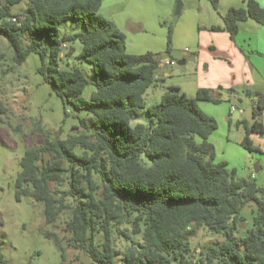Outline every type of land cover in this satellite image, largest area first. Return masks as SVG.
I'll return each mask as SVG.
<instances>
[{
    "label": "trees",
    "instance_id": "obj_1",
    "mask_svg": "<svg viewBox=\"0 0 264 264\" xmlns=\"http://www.w3.org/2000/svg\"><path fill=\"white\" fill-rule=\"evenodd\" d=\"M211 1L217 8L218 0ZM244 1L246 7H231L223 16L232 39L239 21L251 18L264 25V7ZM102 3L0 0V38L13 50V66L38 54V72L61 98L65 117L69 106L87 113L73 126L82 127V133L63 138L48 132L42 145L25 151L16 199L41 203L47 223L65 216V237L40 230L59 249L60 264H66L69 249L80 251L90 264H264V186L237 177L226 162H215L209 137L217 121L198 105L200 100L221 103L222 96L206 88L195 97L168 89L148 106L145 95L158 79L163 54L128 53L125 34L100 14ZM70 19L84 31L61 35L60 24ZM163 24L168 28L164 53L170 56L174 24ZM75 41L82 44L78 57L93 67L90 77L79 67H62V59L75 52ZM5 57L0 53V65ZM89 85L95 89L85 98ZM244 92L255 104L253 121L238 122L245 128L241 145L262 152L251 134L264 135V90ZM142 110L148 124L133 123ZM5 111L0 100V118ZM252 203L251 226L237 236L246 220L243 210ZM201 229L224 239L196 256L192 238ZM0 264H11L1 251Z\"/></svg>",
    "mask_w": 264,
    "mask_h": 264
},
{
    "label": "rangeland",
    "instance_id": "obj_2",
    "mask_svg": "<svg viewBox=\"0 0 264 264\" xmlns=\"http://www.w3.org/2000/svg\"><path fill=\"white\" fill-rule=\"evenodd\" d=\"M161 1L172 3L171 8H160L162 19L170 23L174 20L172 14L177 0ZM181 1L193 3L196 0ZM22 8L23 4L14 7L13 10L17 12ZM59 30L61 35L73 34L84 31V25L78 20L70 19L61 23ZM159 31L160 28L156 27L153 33L155 40L159 37ZM24 42L26 43L27 39H24ZM72 45L75 47V52L62 59V67H79L87 77H90L93 73L92 65L78 57L82 48L81 42L75 41ZM155 47H158V44H155ZM186 48L188 51H185ZM194 50L192 45L187 43L177 48L173 47L172 43L170 56L164 53V49L161 51L163 59L157 70L158 79L145 95L148 106L158 103L168 89L184 91L189 97H195L199 84V66L198 54ZM63 51L66 53L68 47L63 46ZM2 52L6 57L0 65V100L6 111L0 118V251L11 264H60L59 249L53 240L47 238L40 230L55 231L65 237V216L56 223H47L41 203L31 198H23L21 201L16 199L15 179L21 169L20 160L27 149L42 145L48 132H51L52 136L61 134L63 138L82 133L84 131L82 127L73 128V126H79V118L87 116V113L69 106L70 114L65 117L61 98L38 72V67L41 65L38 54L32 53L22 65L15 67L12 62L13 50L7 40L1 37L0 53ZM183 58L187 60V64H178V60ZM167 60L174 61V64L168 65ZM202 65H205V62ZM242 87H233L237 92L232 96L223 93L221 103L198 101V105L204 113L217 121V129L209 137L215 147V162H226L230 170L236 171L237 177L253 179L258 186L263 187L264 135L251 134L254 144L262 152H249L241 145L245 128L238 122L243 119L253 121L255 100L254 97L247 96L244 92L246 87ZM94 89L93 85H89L83 96L90 98ZM148 121V115L142 110L133 123L148 124ZM61 126H63L62 131H60ZM256 165L261 167L258 172L255 171ZM254 208L255 205L252 203L243 210L242 215L246 220L241 221L237 236L243 235L246 227L251 226ZM223 239L224 236L220 234L199 230L192 238L195 255L199 256L203 247ZM81 262L90 264L80 251L69 249L66 264H81Z\"/></svg>",
    "mask_w": 264,
    "mask_h": 264
},
{
    "label": "crops",
    "instance_id": "obj_3",
    "mask_svg": "<svg viewBox=\"0 0 264 264\" xmlns=\"http://www.w3.org/2000/svg\"><path fill=\"white\" fill-rule=\"evenodd\" d=\"M257 1L264 7V0ZM171 4L161 0H103L100 13L125 34L128 53H158L167 47L168 32L163 24L168 21L162 19L160 8H171ZM184 5L178 17L172 14L173 47L187 43L198 54L199 84L196 90L206 88L221 96L223 93L232 96L234 93L227 90L233 87L264 90V25L251 18L239 21L235 39L225 29L223 16L231 7H246V2L218 0L217 8L211 0L184 2ZM214 26L222 29L214 30ZM156 27L160 28L157 40L153 35ZM183 60L185 63L182 65L187 64V60Z\"/></svg>",
    "mask_w": 264,
    "mask_h": 264
},
{
    "label": "water",
    "instance_id": "obj_4",
    "mask_svg": "<svg viewBox=\"0 0 264 264\" xmlns=\"http://www.w3.org/2000/svg\"><path fill=\"white\" fill-rule=\"evenodd\" d=\"M185 5L181 0H177L174 4L173 16L178 17L184 10ZM185 60H178V64H184ZM261 169L259 165L255 166V171L258 172Z\"/></svg>",
    "mask_w": 264,
    "mask_h": 264
},
{
    "label": "built area",
    "instance_id": "obj_5",
    "mask_svg": "<svg viewBox=\"0 0 264 264\" xmlns=\"http://www.w3.org/2000/svg\"><path fill=\"white\" fill-rule=\"evenodd\" d=\"M12 21H15V22H16V21H17V18H16V17H13V18H12ZM166 63H167L168 65H173V64H174V61H172V60H167Z\"/></svg>",
    "mask_w": 264,
    "mask_h": 264
}]
</instances>
